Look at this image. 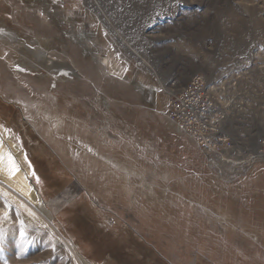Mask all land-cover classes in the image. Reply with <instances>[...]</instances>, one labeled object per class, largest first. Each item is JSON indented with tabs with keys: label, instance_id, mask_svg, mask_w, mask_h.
Segmentation results:
<instances>
[{
	"label": "rangeland",
	"instance_id": "374dc122",
	"mask_svg": "<svg viewBox=\"0 0 264 264\" xmlns=\"http://www.w3.org/2000/svg\"><path fill=\"white\" fill-rule=\"evenodd\" d=\"M35 1L0 0V264H264V0ZM29 21L74 45L63 76ZM196 73L224 118L213 153L165 114ZM113 224L129 258L92 242Z\"/></svg>",
	"mask_w": 264,
	"mask_h": 264
},
{
	"label": "built area",
	"instance_id": "2783aa9c",
	"mask_svg": "<svg viewBox=\"0 0 264 264\" xmlns=\"http://www.w3.org/2000/svg\"><path fill=\"white\" fill-rule=\"evenodd\" d=\"M165 114L200 151H213L215 141L216 144L226 141L222 117L211 94L209 79L203 73L192 75L181 88L170 93ZM254 146L253 161H264V129L255 137Z\"/></svg>",
	"mask_w": 264,
	"mask_h": 264
},
{
	"label": "flooded vegetation",
	"instance_id": "af4514ba",
	"mask_svg": "<svg viewBox=\"0 0 264 264\" xmlns=\"http://www.w3.org/2000/svg\"><path fill=\"white\" fill-rule=\"evenodd\" d=\"M25 1L26 0H15V9H16V6H18V8L20 10L21 9V4H26V6H24V7L25 8L28 7L29 10H34L35 8H37V5L38 4L36 3L35 0H28L26 2ZM58 5H59V8H62L63 7L62 1H58ZM43 7L44 8L47 7L48 11H46V10H40V13H38V16L44 17L43 18L44 20L46 19L45 16H47L48 20L51 21V19H53L52 18V15H53V7L51 6V7L48 8V5H47L46 2H44ZM21 19L22 18H20V16H19V19L17 18V21H22L23 19L22 20ZM41 24H42V22H40V21H29L28 28L29 29L31 28L32 34L31 35L29 34L28 36H25V37L29 41H34L33 42V45H30V49L32 50L33 54L34 53H41L42 55H44L42 52H44V50L47 49L46 47L50 46L49 49L53 52V54H56V57H58L59 60L57 58L55 59V57L46 56L44 58L45 61L42 63V67H43L44 71H47V69L54 71V69L56 68V66L61 65L62 62L65 61V59H64L65 56H63L64 53H65V55H67V57H69V55L73 56L72 54L77 53V51H76V49H74V45L73 44H71L72 46L70 44L68 45L67 41H65L64 39L61 40V38H60V40H59L57 37H55L52 34V31L53 30H52V26L51 25H49L50 26V30H49L50 32L48 33V32H45L44 31V29H45L46 26L45 25L43 26V24L42 25ZM5 26L6 25H4L2 23L1 28L6 31L7 27L5 29ZM12 30L13 29H7V32L9 34H12V36L17 40V42L23 43L25 39L24 38H21L20 37V34L17 33L16 30L15 31H12ZM34 32H35V34H39L38 35L39 36V39L44 42V45H42L40 43H35V41L37 40L36 39L37 36H35ZM73 51H75V52H73ZM61 58H63V60H60ZM80 58H83L84 59V56L83 57H80ZM86 59L88 61L89 60V56H86ZM33 64L34 63H32V65ZM34 65H36V64H34ZM61 67L62 68H58L57 67L55 69L56 71L61 72L60 77L63 76L62 75V71H65V72H66V70L68 71V69L65 68V66H61ZM61 69H63V70H61ZM44 71H42V72L40 71V72L44 74L45 73ZM50 73H52V72L50 71L49 74Z\"/></svg>",
	"mask_w": 264,
	"mask_h": 264
},
{
	"label": "trees",
	"instance_id": "16d2710c",
	"mask_svg": "<svg viewBox=\"0 0 264 264\" xmlns=\"http://www.w3.org/2000/svg\"><path fill=\"white\" fill-rule=\"evenodd\" d=\"M81 215L83 216V213H81ZM81 215L79 216L80 218L82 217ZM97 216L100 219L99 215H97ZM156 219H158V216L155 219H151L150 220L151 224H153V222H155V224H156L157 223V221H155ZM80 223L86 225L85 221L83 222L82 219L80 220ZM112 226L113 227L110 226L107 230H105V232H103V234H102L103 236L99 237V240H98V238H95L97 233H95V234L93 233L94 238H93L92 242H96V244L98 243L97 244V249H101V247H104V246H106L107 243H109V244L112 245V250H114V256H116V253H115L116 251L118 253L120 251V254H122L126 258H129V256H125L126 248L130 246V245H128L127 242H129V244H132L134 242H132V240L130 239V236L126 237L127 236L126 234H121V230L119 232H117V233L115 232V229H121L120 226H118V225L116 226L114 224ZM84 228H85L86 231H90L89 228H87V227H84ZM113 229H114V232H113ZM122 230H125V229L122 228ZM170 232L171 233H180L181 231L179 229V226H175L174 228L170 229ZM124 238H125V240H123ZM103 243H104V245H103ZM118 247H119V249H118ZM116 249H118V250H116ZM144 256L141 259H144V258L146 259V256L145 257ZM116 257H119V256H116Z\"/></svg>",
	"mask_w": 264,
	"mask_h": 264
},
{
	"label": "bare ground",
	"instance_id": "6f19581e",
	"mask_svg": "<svg viewBox=\"0 0 264 264\" xmlns=\"http://www.w3.org/2000/svg\"><path fill=\"white\" fill-rule=\"evenodd\" d=\"M165 85V84H164ZM163 85V86H164ZM165 87V86H164ZM221 117H222V123L224 126V118L221 114V112L219 111ZM222 132H223V127H222ZM224 133V132H223ZM253 146H254V142H253ZM10 150H14L13 144L10 141H6L4 145H0V170H2L4 173H8L10 171V162H9V158L8 155L10 154ZM255 146H254V155H255ZM213 153V151H211ZM13 153V152H12ZM12 158V156H11ZM15 159V158H14ZM13 159V160H14ZM254 160V159H253ZM252 160V161H253ZM14 163V162H13ZM9 164V165H8ZM17 179L20 181V185H21V191L25 193V195L30 198V194L28 192V189H30V185L28 184L26 178L23 177V175L19 172ZM61 237V236H60ZM62 239V238H61ZM62 241H64V244L73 252L70 244L68 242H66L64 239H62ZM74 253V252H73Z\"/></svg>",
	"mask_w": 264,
	"mask_h": 264
},
{
	"label": "crops",
	"instance_id": "0c3cea01",
	"mask_svg": "<svg viewBox=\"0 0 264 264\" xmlns=\"http://www.w3.org/2000/svg\"><path fill=\"white\" fill-rule=\"evenodd\" d=\"M61 1H62V0H61ZM71 2H72V1H71ZM62 3H63V5H65V6L68 5V3H65L64 1H62ZM60 60H62V58H61ZM61 62H62V61H61ZM192 75H193V74H192ZM192 75H191V76H192ZM191 76H190V77H191ZM27 106L30 108L31 105H27ZM171 122H172V121H171Z\"/></svg>",
	"mask_w": 264,
	"mask_h": 264
}]
</instances>
